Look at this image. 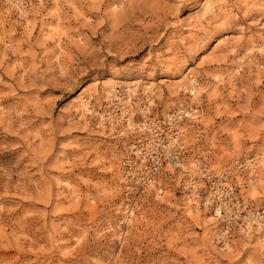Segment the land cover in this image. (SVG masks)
<instances>
[{
    "label": "rangeland",
    "instance_id": "rangeland-1",
    "mask_svg": "<svg viewBox=\"0 0 264 264\" xmlns=\"http://www.w3.org/2000/svg\"><path fill=\"white\" fill-rule=\"evenodd\" d=\"M42 3L22 20L0 9V264H264L263 224L226 248L187 173L162 195L127 192L130 130L98 120L109 82L140 103L151 85L156 115L196 108L180 129L188 171L257 157L236 180L261 212L264 0H66L58 15ZM193 79L197 96L181 86Z\"/></svg>",
    "mask_w": 264,
    "mask_h": 264
},
{
    "label": "built area",
    "instance_id": "built-area-1",
    "mask_svg": "<svg viewBox=\"0 0 264 264\" xmlns=\"http://www.w3.org/2000/svg\"><path fill=\"white\" fill-rule=\"evenodd\" d=\"M39 1L0 0V9L11 8L22 20L18 12L19 8L29 9L33 2ZM42 1L51 4L53 0ZM119 94H122L121 91ZM127 100L134 103L137 99H129L122 94L120 99L114 98L107 102L102 111H105L107 115L111 112L121 113L122 104L120 101ZM144 105L145 103H143ZM178 113L177 110L170 111L167 116H164L151 112L147 114V117H141V119L146 118L145 120L142 122L140 120L139 124L133 126L132 138L121 159L125 186L130 194L144 196L152 185L159 186L162 190L165 189L166 184L173 182V171L180 170L185 163L186 155L181 144L180 125L188 116L182 112ZM198 163V171L209 183L208 194L201 195L200 203L203 206L212 207L213 214L218 216L217 219L223 223L226 238L232 240L236 236H241L244 227L247 228L248 225L255 227L259 220L257 219L258 213L264 215V209L261 212L251 209L236 180L237 173L249 168L246 164L247 161L236 160L232 166L220 173L209 170L201 162ZM183 186L189 193L194 189L196 194L200 195L199 187L197 189L189 185L186 187L185 184ZM210 191L212 198L207 201ZM225 236L222 237V243H224Z\"/></svg>",
    "mask_w": 264,
    "mask_h": 264
},
{
    "label": "bare ground",
    "instance_id": "bare-ground-1",
    "mask_svg": "<svg viewBox=\"0 0 264 264\" xmlns=\"http://www.w3.org/2000/svg\"><path fill=\"white\" fill-rule=\"evenodd\" d=\"M64 1H66V0H64ZM64 1L53 0L51 4H53V3L54 4L49 9V11H52L53 13L58 15L60 13V8H61L60 3L64 2ZM40 2H41V4H43L42 2H44V1L40 0L39 3ZM19 9H20V10H18L19 14H23V12L27 10V9H21V8H19ZM60 20L61 19H60V16H59L58 17V21L59 22L49 26V29L51 30V32H52V30H54L57 27L56 25H58L60 23ZM52 34H53V32H52ZM259 50L261 51L262 48H259ZM249 52H253V50L249 49ZM131 84H132V82H131ZM181 86H182V88H184V91L185 92H189L191 94V96H197L198 93H199V89L202 88V86L200 85V83L197 82L196 79L191 80L190 85L188 87L186 86V84L181 85ZM151 88H152L151 85H146L145 86L146 94L143 97V101L141 103H140L139 99H138V101H136L134 103L130 102L129 100H127V101H129L128 103H127V101H125V102L120 101L121 104H122V107H121L122 108V112L121 113H114V112L112 113L111 112L109 115H107L105 111H101V112H99L100 116H99L98 120L100 122H104V124H106V125H113V126H115L117 128H120L122 126H126V128L128 130H130V135H132L133 134V126L135 124H139L140 120H141V122L143 120H145L146 118H144V117H147V114L152 112L151 111V107H152L153 103L155 102V98H154V96L151 93H149V91H152ZM178 88H180V86ZM119 91H121V89H118V87H116L113 82H109L108 84H106L105 92L103 93L105 95V97L108 98V99H105V100H109V99L113 100L114 98H119L120 99V95L122 96L123 92L121 91L122 94H119ZM132 91H133V89L131 87L129 89L127 88V90L124 92L125 96L127 98H129V99H133L135 95L132 94ZM86 101L87 102H83V105L85 106V111H88V114L95 112V110H93V108H92L93 106L91 105L90 100H86ZM142 103H145V105L141 106ZM140 106H141V108H140ZM196 110H197L196 108H191V107H188V106H182L181 108H178L177 111H179L178 114H181V112H182V113L187 114L188 117H191V116H193L194 113L197 112ZM137 112H139V113H137ZM168 114L169 113H165L163 115L167 116ZM142 116H144L143 119H141ZM137 117H140V119H138ZM180 129H181V125H180ZM256 159H257V157L255 159H252L251 161L247 160L246 164L248 165V167L251 165V164H249V162H251V163L253 162V165L257 164ZM257 161H258V159H257ZM198 165H199V163H198V161H196L194 163V171H188V166L183 164L182 168L180 170L173 171L174 175H173V180L172 181L174 182L177 179V173L178 172L187 173V177L183 178V184H185L186 187H188V185H189V186H193V188H197L198 189L197 181L199 179H198V177L196 175H194V172L201 173L197 169ZM212 171H214V170H212ZM218 173H220V172H218ZM122 177L124 179V171H123V176ZM173 182H171V183H173ZM153 187L161 195L163 194V191H165V189L162 190L159 186L152 185L151 188H153ZM206 194H208V192ZM250 194L253 197H257L258 196V191H257L256 185H252V189L250 191ZM188 195H189L190 199L195 200L194 201V205H199L198 203H200V199H197L198 195L196 194L194 189ZM211 198L212 197H211V191H210L209 196L207 197V201H210ZM189 213H190V215L194 216V212L192 210H189ZM132 216H133V211L129 210L127 212V215H126V220L127 221L131 220ZM217 217L218 216L213 214L212 216H208L207 220H209V222H210V220L211 221L215 220V218L217 219ZM263 217H264L263 214L258 213L257 219H259V220H257V225L256 226H258L261 223L263 224L262 226H264V218ZM253 227L254 226H252V225H248L247 228L244 227L245 229H243V233L241 234V236L244 237V236H248L249 234H251L253 232ZM223 236H225V233L222 230L220 237L222 238ZM256 239L257 240L259 239L258 241L260 242V244H262V245L264 244V235H260V237L257 236ZM223 241H224L223 244H225L226 248L230 249L229 241H231V240L227 239L226 236H225V239ZM263 248H264V246H263Z\"/></svg>",
    "mask_w": 264,
    "mask_h": 264
}]
</instances>
